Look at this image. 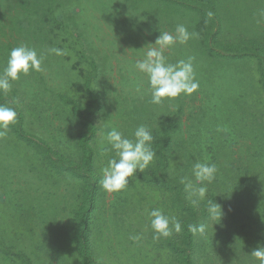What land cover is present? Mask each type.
Returning a JSON list of instances; mask_svg holds the SVG:
<instances>
[{"label":"trees","instance_id":"1","mask_svg":"<svg viewBox=\"0 0 264 264\" xmlns=\"http://www.w3.org/2000/svg\"><path fill=\"white\" fill-rule=\"evenodd\" d=\"M77 2L81 0H0V69L6 65L10 50L19 46V40H3L19 35L31 47L36 46L38 53H45L43 68L48 71L30 72L18 80L33 77L37 82L33 98L39 101L34 107L25 100L18 105L17 81L11 92L0 93V105L13 107L18 113L8 136L0 139V264H56L61 261L66 241H70L77 264H104L105 255L95 241L97 227L103 223L100 215L109 216L107 196L98 186L99 162L103 159L107 165L115 153H105L100 147L96 121L113 103L121 107L119 111L127 119L126 128L119 130L132 138L138 126L148 127L157 154L147 169L129 178L128 188L117 193L110 207L118 232L132 229L131 221L138 219L139 226L147 227L137 225L139 229L128 232L138 237L129 243L141 246L142 255L131 257L133 264H259L249 255L264 245V0H135L149 5L143 18L147 23L154 18L151 31H158H150L154 38L160 31H175L178 24L199 34L198 39L176 44L165 52L169 63L195 57L199 88L173 99L175 112L164 102H150L148 82L142 89L138 81L135 90L140 89L139 95L129 90L117 93L114 101L107 99L109 84L102 87L100 79L109 58H102L98 52L100 65L85 48V32L75 18ZM7 30L9 35L4 33ZM39 33L46 36L47 47L57 45L68 55L48 54L35 43L37 37L44 39ZM83 63L86 69L80 67ZM55 79H61L67 90L56 88ZM69 90L79 91L78 96ZM198 94L208 98V103L191 105ZM43 106L54 111V120L64 114L59 135L72 140L74 154L51 145L64 143L53 134L51 140L36 135L34 127H48L41 115ZM183 117L185 123L181 122ZM229 129L235 140H242L241 146L224 137H230ZM195 162L214 163L218 172L211 183L205 182V198L193 205L185 183L200 186L192 173ZM11 174L19 181L16 189L25 200V214H18L16 199H10L15 195L8 187L13 184ZM62 176L67 178L65 182L59 181ZM68 179H74L72 188ZM60 183L64 191L50 192L53 187L60 188ZM212 200L222 209L221 219L220 215L212 219L208 213ZM38 207L40 212L54 208L56 216L62 209L68 211L73 230L69 236L60 235L58 230L53 236L45 231L37 237L43 221V215L36 212ZM153 209L176 217L182 231L169 238H154L148 215ZM200 223L208 224L206 234H193L189 226ZM125 242L122 238L118 241L120 245Z\"/></svg>","mask_w":264,"mask_h":264},{"label":"rangeland","instance_id":"2","mask_svg":"<svg viewBox=\"0 0 264 264\" xmlns=\"http://www.w3.org/2000/svg\"><path fill=\"white\" fill-rule=\"evenodd\" d=\"M99 3V4H98ZM148 3V2H147ZM78 5V7H77ZM146 6V7H145ZM76 12L78 13V16L76 18V22L79 24L80 28L85 32L86 41H85V48L87 50H91V53H93L94 58L97 60V63L101 65V59L99 58V55L97 53L102 52V58L104 56H108V67L107 70L104 71L101 74L100 84L102 87L107 86L108 90V100H115V95L117 93H120L122 91H131L132 95H135L137 89L135 90V86L138 85V81H141L142 89L147 86V76L143 73H140L138 70L135 69L134 65L135 62L139 59H142L144 54L146 53L147 49H143L148 44H154L155 40L158 36L155 38L151 33H158V31L153 32L152 20L154 18H151L148 20V27H147V19H144L147 14V9L149 7L148 4L144 3H138L135 2V0H81V2L75 3ZM74 9V10H75ZM151 31V33H150ZM170 33H174L175 31H167ZM7 35L11 33L9 30L6 32ZM47 34V33H46ZM42 35V38H38L35 40V43L37 45H41L43 49L47 51L49 46L47 47L46 39L44 36V33H39V37ZM49 36H51V33H48ZM3 38H1L2 40ZM6 40H3L5 43L9 42H15L16 40H19L20 44H27L30 46V42L24 37L15 35L13 37L8 38L5 37ZM38 39H40V44ZM31 47V46H30ZM36 47V46H34ZM59 47V46H55ZM143 49V50H142ZM168 50H166L167 52ZM73 62H71L72 65ZM80 67L87 68L86 63L81 64ZM48 71L44 70V74H47ZM63 81L61 79H55L54 85L56 88L60 89L62 88L63 91H65L66 85L63 86ZM15 83V82H14ZM52 87L54 86L52 83H49ZM96 85V84H95ZM93 85V86H95ZM16 87L18 88V95H17V103L18 105L21 104L22 100H25V103H28L30 106H35L39 100H36L33 98V94H36V88H37V82L33 80V77H26L22 79L21 81L16 82ZM99 87V86H97ZM112 87V90L110 89ZM70 88V86H68ZM147 88V87H146ZM106 89V87L104 88ZM149 91V90H147ZM72 94L75 96H78L79 91L69 90ZM123 92L122 94L125 96L128 93ZM39 93V98H41ZM139 95V93L137 94ZM179 98V97H177ZM46 100L48 97L45 98ZM176 99V98H175ZM174 99V100H175ZM173 99L171 100H165L164 104H166L168 109H172L173 112L176 111L175 107V101ZM192 98H186V101L190 102ZM168 101H170L168 103ZM206 101L208 103V98H206L202 94H198L197 98L195 99L194 103L191 105H195L196 107L201 106L202 102ZM118 106L117 103L108 104L104 108V110L98 115L97 125L100 127L99 137L98 140L100 141L101 146L104 148V136L107 134V132L113 128L116 127L118 130L122 128H126V118H123V114L120 113V106ZM165 106V105H164ZM166 108V107H165ZM42 109V108H41ZM48 106H43V112L42 116L46 118L47 128H37L34 127L33 129L36 130V135L40 137L41 139H47L51 140L52 137L50 135L53 134L54 137L57 139V141H63L64 147L62 144L54 145L53 146H59L60 149L70 150V153L74 154V147L73 142L71 139L66 140L65 138L62 139V137L59 135V129L62 127V124L64 121V114H61L60 120H54L53 118V110H48ZM39 110V109H38ZM199 108H196V111H198ZM181 122H186V117L182 118ZM44 124V123H43ZM124 131V130H123ZM230 132V133H229ZM232 130L229 129L227 133L229 136H224L226 139L231 138L233 140V143L237 144L238 146H241L242 140H235L234 137L231 134ZM237 137L236 135H234ZM224 137L222 139L224 140ZM2 155V154H0ZM3 157V156H2ZM99 164L101 165V169L106 166L105 160H100ZM2 175V173H1ZM0 175V179H3V177ZM17 176H21L20 173H16ZM10 176V174L8 175ZM12 178V185H8V187L11 186V189L14 190L15 195H11L10 199L15 201V205H17V208L20 210L18 214H25V200L23 199V195L21 191H17L16 188L19 186V181L15 178L14 174H11ZM32 176V175H31ZM7 180V178H5ZM67 180V178H64L63 176L59 178V181L62 182L63 180ZM64 180V182H65ZM68 181L71 183V188L74 185V179ZM23 183V182H21ZM63 183H60V188L53 187L50 192H57V191H64V188L62 187ZM7 186V185H6ZM74 189V188H73ZM55 190V191H54ZM45 191L42 190L41 193H44ZM74 193L77 192V189L73 190ZM106 198V204L107 207L105 208L109 209V216L108 213L100 215L101 219L103 220V223L101 222L100 225L97 227L98 232L95 236V241L97 245L101 249V253H104V264H133V259L139 258L141 254V246L139 248H136L132 246V244L129 243L131 241L132 237L136 235V233L128 234V231L125 232H118L116 222L117 219L111 218V213L114 211L110 209L111 204L115 202L117 193H109L105 191ZM104 208V206H101ZM61 208V207H60ZM44 209V207H43ZM54 208H47L45 211L40 212V207H38V210L36 212H39V215H43L41 219L45 222L49 220L48 223H44L43 221L40 222L39 228L41 229L39 231V236L42 237L45 233V231L49 232L51 236H53V232H60V235L69 236V234L73 231L71 228L70 220L71 216L68 214V211L62 209L59 211V214L56 216L54 211ZM140 214V211L139 213ZM123 214L121 213V216ZM140 216V215H139ZM54 220L57 221V223L53 222ZM139 221V219H138ZM131 221V227L135 231L138 228L137 222ZM42 223V224H41ZM119 225L121 226L122 223L118 221ZM138 225V226H137ZM214 226V224H213ZM142 227L143 229H146V226H139V228ZM215 227V226H214ZM138 228V229H139ZM131 229V230H132ZM132 230V232H134ZM218 229L215 231L217 233ZM130 233V232H129ZM37 235V232L36 234ZM134 235V236H133ZM131 237V238H130ZM52 238V237H51ZM125 239L127 242L125 244L120 245L118 243L119 239ZM52 241V239L50 240ZM67 245L62 249L61 252V260L60 262H56V264H77L76 258L77 256L73 253V250L69 248L70 241H66ZM97 250V249H96ZM99 257V254H97ZM241 257V254H240Z\"/></svg>","mask_w":264,"mask_h":264},{"label":"clouds","instance_id":"3","mask_svg":"<svg viewBox=\"0 0 264 264\" xmlns=\"http://www.w3.org/2000/svg\"><path fill=\"white\" fill-rule=\"evenodd\" d=\"M199 34L190 32L184 24H178L174 33L160 31V35L154 44H148L143 49H147L142 59L135 62V69L147 76L148 90L151 93L150 102L159 105L165 100L179 97L181 94L191 95L199 88L196 79L194 61L195 57L181 59L176 63H169L165 55L166 50L171 49L176 44H186L192 39H198ZM142 49V50H143ZM48 54L56 56H66L64 49L51 47L47 49ZM45 53L39 52L27 44H20L10 50L7 63L0 69V93L11 92L13 82L18 81L21 76H27L30 72H42ZM140 89L138 88L137 91ZM18 113L13 107L0 105V139L8 136L10 127L16 123ZM153 133L144 125L138 126L132 138L124 135L116 127L111 128L104 136L106 146L105 153L112 151L115 157L110 159L105 167L101 169V179L98 186L109 193H119L128 188V180L135 176L137 171L143 172L154 159L156 152L153 150ZM218 172L214 163L195 162L192 165V173L200 186H196L191 181L185 183V191L189 193L193 205L204 199L207 193L206 183H211ZM185 182V181H182ZM212 219L223 215L222 209L212 200L208 209ZM148 215L151 217L150 227L156 234L154 238H169L173 233H180L182 225L176 217L165 215L161 209H153ZM193 234H206L207 223L190 225ZM213 227V225H212ZM138 237H133L136 239ZM264 264V245H258L249 255Z\"/></svg>","mask_w":264,"mask_h":264}]
</instances>
